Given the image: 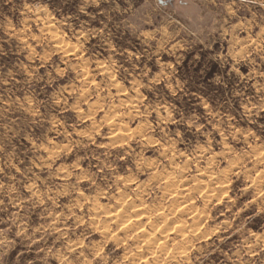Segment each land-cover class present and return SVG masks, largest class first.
I'll use <instances>...</instances> for the list:
<instances>
[{"label":"clouds","instance_id":"obj_1","mask_svg":"<svg viewBox=\"0 0 264 264\" xmlns=\"http://www.w3.org/2000/svg\"><path fill=\"white\" fill-rule=\"evenodd\" d=\"M0 264H264V0H0Z\"/></svg>","mask_w":264,"mask_h":264}]
</instances>
